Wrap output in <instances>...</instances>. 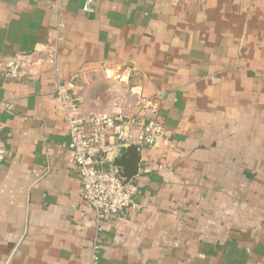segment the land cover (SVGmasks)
Masks as SVG:
<instances>
[{
	"label": "crops",
	"instance_id": "crops-1",
	"mask_svg": "<svg viewBox=\"0 0 264 264\" xmlns=\"http://www.w3.org/2000/svg\"><path fill=\"white\" fill-rule=\"evenodd\" d=\"M0 0V264H264V0ZM56 76L137 136L136 207L101 229L81 195ZM114 137L104 167L123 170Z\"/></svg>",
	"mask_w": 264,
	"mask_h": 264
},
{
	"label": "built area",
	"instance_id": "built-area-1",
	"mask_svg": "<svg viewBox=\"0 0 264 264\" xmlns=\"http://www.w3.org/2000/svg\"><path fill=\"white\" fill-rule=\"evenodd\" d=\"M103 0H84L82 11L94 13L96 4ZM36 53L17 52L0 61V73L10 80H18L26 67L37 62ZM56 100L68 127L69 149L73 153L75 169L81 181V195L95 214L98 230L104 219L111 215L132 211L136 207L137 184L125 179L116 169L104 167L102 154L107 141L114 137L124 147L134 145L138 151L155 144L164 133V124L155 102L149 101L150 116L137 136L128 133L122 121L111 111L85 112L82 110L76 82L56 76ZM0 146V163L6 157ZM97 238L92 242V257L88 264H100Z\"/></svg>",
	"mask_w": 264,
	"mask_h": 264
},
{
	"label": "water",
	"instance_id": "water-1",
	"mask_svg": "<svg viewBox=\"0 0 264 264\" xmlns=\"http://www.w3.org/2000/svg\"><path fill=\"white\" fill-rule=\"evenodd\" d=\"M140 162V154L136 146L130 145L127 147L126 152L119 159L118 165L122 166L124 169H119V174L129 181L138 172V166Z\"/></svg>",
	"mask_w": 264,
	"mask_h": 264
}]
</instances>
